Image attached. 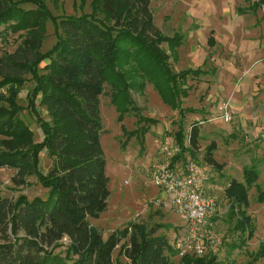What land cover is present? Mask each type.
Segmentation results:
<instances>
[{
  "label": "trees",
  "instance_id": "1",
  "mask_svg": "<svg viewBox=\"0 0 264 264\" xmlns=\"http://www.w3.org/2000/svg\"><path fill=\"white\" fill-rule=\"evenodd\" d=\"M150 3L92 0L90 13L57 21L44 0H0V34L10 32L21 38L15 51L0 54V168L16 170L12 180L17 186L36 176L48 190L45 198L29 200L21 195L13 201L0 189V264H120L114 252L128 236L127 229L104 239L89 222L107 210L110 197L102 145L101 96L106 84L111 87L119 120L131 110L141 122L152 119L141 116L132 94L152 84L167 105L179 110L176 139L182 152L177 158L186 153L197 157L200 126H191L186 146L182 124L186 112L196 109L183 107V99L189 97L188 79L209 74L211 69L174 71L170 51L182 45L183 37L166 35L155 25ZM262 4L264 0L254 2L252 8L256 12ZM50 19L55 21L56 42L43 51ZM210 43H215L213 36ZM28 81L34 84L27 97L42 132L39 142L22 117L24 108L19 103L22 86ZM39 107L45 108L47 117ZM147 124L134 132L139 133L141 143ZM215 149L214 142L207 146L204 159L218 166ZM42 153L51 161L47 170L42 166ZM259 176L255 167L245 168L244 181L233 179L226 188L238 208L232 214L237 216L235 231L242 240L255 232L242 207ZM256 199L264 203V190L258 188ZM165 225L154 224L149 229L134 225L135 233L123 250L129 264H218L215 256L193 255L173 262L170 256L177 251L165 235L157 234ZM64 238L68 244L62 255L56 249Z\"/></svg>",
  "mask_w": 264,
  "mask_h": 264
},
{
  "label": "rangeland",
  "instance_id": "2",
  "mask_svg": "<svg viewBox=\"0 0 264 264\" xmlns=\"http://www.w3.org/2000/svg\"><path fill=\"white\" fill-rule=\"evenodd\" d=\"M57 21L63 16L91 12L92 0H44ZM260 0H151L154 23L166 35L179 34L181 46L171 52L174 71L188 68L211 69L209 74L191 76L189 97L183 99V107H192L196 112H186L182 121L188 144L191 126H200L197 159H204L207 146L216 143L214 157L218 166L209 165L211 193L217 200V210L211 219V233L216 241L206 242L205 253L197 257L215 256L218 264H264V203L257 201L258 188L264 190V4L256 12L254 2ZM33 7V5H26ZM52 19L46 24L43 51L56 42V25ZM3 29V27L1 28ZM213 36L215 43H210ZM18 34H0V54L13 52L20 43ZM163 47L170 50L167 44ZM207 63L204 65V62ZM30 77V76H28ZM28 81L19 95L23 106L22 117L34 131L35 141L42 140V132L33 111L28 107V91L33 88ZM111 87L106 84L101 96V115L104 132L102 145L105 152L106 172L110 178L108 208L98 219H89L104 239L114 232L127 229L114 252L116 262L129 264L123 250L129 236L135 233L134 225L150 228L163 224L157 234L165 235L177 251L170 259L178 263L182 254L175 248L184 234L179 216L167 206L160 204V189L149 174L151 163L160 158V145L164 136L176 139L181 116L160 97L152 84L143 92H133L136 107L141 116L148 117L143 143L135 131L147 122H141L134 111L119 120L116 105L111 102ZM229 103L232 118L227 121L220 109ZM47 117L44 107H39ZM157 121V122H156ZM130 137V138H129ZM42 166L47 170L50 159L42 153ZM255 167L260 176L256 186L247 192V202L242 209L251 219L254 235L235 231L237 216L232 209L235 200L226 194L233 179L243 182L245 168ZM13 168H0L2 195L13 201L25 195L29 200L36 196L45 198V189L36 176H30L25 185L17 186L12 177ZM238 212V208L235 207ZM245 241V242H244ZM56 249L66 254L68 239L64 238ZM264 249V248H263ZM169 255V253L167 252ZM193 255L194 254H187ZM184 256V255H183Z\"/></svg>",
  "mask_w": 264,
  "mask_h": 264
},
{
  "label": "built area",
  "instance_id": "3",
  "mask_svg": "<svg viewBox=\"0 0 264 264\" xmlns=\"http://www.w3.org/2000/svg\"><path fill=\"white\" fill-rule=\"evenodd\" d=\"M220 109L223 117L230 121L229 103L224 102ZM181 152L177 139L171 135L164 136L160 145L161 156L151 163L149 174L160 189L158 202L173 210L183 223L184 234L175 248L182 256L190 253L201 256L205 253L206 242L213 244L216 241L210 227L217 200L211 193L209 165L189 153L177 158Z\"/></svg>",
  "mask_w": 264,
  "mask_h": 264
}]
</instances>
